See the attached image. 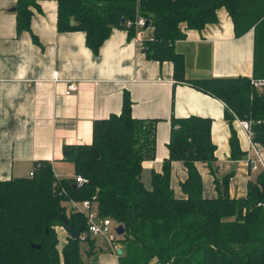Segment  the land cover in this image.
Wrapping results in <instances>:
<instances>
[{
	"label": "trees",
	"instance_id": "trees-1",
	"mask_svg": "<svg viewBox=\"0 0 264 264\" xmlns=\"http://www.w3.org/2000/svg\"><path fill=\"white\" fill-rule=\"evenodd\" d=\"M54 1L57 31L83 32L87 48L95 55L112 29H125V21L144 18V29H150L151 34L142 41V52L148 60L172 62L177 78L183 75L184 67L175 43L184 40L188 30L200 31L215 24L217 10L224 8L236 38L253 31L252 78L188 83L223 102L229 124L235 119L248 121L252 142L264 147V90L258 91L251 84V80H264V0ZM15 2L17 32H30L35 0ZM127 32L129 39L135 35L134 28ZM33 41L37 43L35 37ZM131 106L125 92L119 115L94 122L90 145L66 146L64 161L73 165V175L57 178L51 163L43 161L34 165L32 177L0 181V264H82L81 244H89L91 252L95 240L90 236L84 240L67 237L59 248L57 229L63 228L64 217L85 232L86 218L68 210L66 203L93 197L98 214L124 229L117 241L122 251L118 264H264V171L248 181L245 198H231L228 184L232 174L216 176L211 120L171 117L168 158L160 173L151 172L150 188H146L142 166L155 159L158 121L134 119ZM228 145L230 160L244 157L232 128ZM174 161L187 170L180 185L181 199L170 187ZM196 162L208 166L216 198L202 196ZM75 176L86 182L75 184Z\"/></svg>",
	"mask_w": 264,
	"mask_h": 264
},
{
	"label": "crops",
	"instance_id": "crops-1",
	"mask_svg": "<svg viewBox=\"0 0 264 264\" xmlns=\"http://www.w3.org/2000/svg\"><path fill=\"white\" fill-rule=\"evenodd\" d=\"M31 8L30 32L18 33L15 0H0V181L27 178L38 162H50L57 178L69 177L70 163L64 161L66 146L90 145L93 124L119 115L123 94L132 102L134 119L157 120L155 159L143 162L141 179L150 188V175L160 173L168 158L170 118L200 117L211 120V141L215 146L217 177L232 174L228 195L243 199L248 181L264 170V147L255 144L263 166L251 171L255 159L251 142L238 120H226V106L220 100L192 87L189 80L209 78H252L253 31L236 38L227 11L217 10V22L202 30H188L174 45L183 58V75L175 77L170 61L148 60L128 38L127 29L114 28L95 55L85 44L83 32L57 31V3L35 0ZM147 29L142 40L150 37ZM36 38L37 43L33 41ZM53 74L58 80H52ZM69 82L77 90L65 95ZM235 131L244 157L230 160L228 140ZM202 180V196L217 197L214 177L208 166L196 162ZM263 168V169H262ZM187 178L185 166L171 163L170 187L176 198H184L180 185ZM65 244L68 233L57 229ZM117 236V235H116ZM118 237V236H117ZM119 238V237H118ZM96 242L97 239L93 238ZM60 246V248L62 247ZM102 264H118L111 247ZM103 251V249H102ZM113 260H112V259Z\"/></svg>",
	"mask_w": 264,
	"mask_h": 264
},
{
	"label": "built area",
	"instance_id": "built-area-1",
	"mask_svg": "<svg viewBox=\"0 0 264 264\" xmlns=\"http://www.w3.org/2000/svg\"><path fill=\"white\" fill-rule=\"evenodd\" d=\"M146 22L144 18L139 17L135 21L127 20L124 22L125 29L134 28L135 35L132 37V41L135 45L139 47L140 50L143 49L141 43L142 39L141 36L145 31ZM58 75L53 74L52 80L56 82L58 80ZM252 86L258 90H264V80H251ZM77 90V84L75 82H69L66 87L65 95H70L74 91ZM238 124L240 128L245 131L247 134L248 139L251 142V146L253 148L255 159L251 161L249 164L251 171H256L259 169V166H263L260 154L256 151V147L251 140V132H250V123L248 121L238 120ZM263 169V168H262ZM264 171V170H263ZM33 176V171L30 172L29 177ZM75 184L82 185L86 181L81 176H75ZM95 198L93 197L91 200H83V201H76V200H69L67 204L68 210L73 213H79L86 218V231L81 233L80 240H84L87 236L92 238H103L107 240L109 246L113 249V241L109 236L112 234H116L115 228H112V219L108 217H101L98 214V210L95 204ZM117 237V236H116ZM115 253V249H113Z\"/></svg>",
	"mask_w": 264,
	"mask_h": 264
},
{
	"label": "rangeland",
	"instance_id": "rangeland-1",
	"mask_svg": "<svg viewBox=\"0 0 264 264\" xmlns=\"http://www.w3.org/2000/svg\"><path fill=\"white\" fill-rule=\"evenodd\" d=\"M70 166V169L71 171H65L67 172V174H72L74 173L73 171V165H69ZM119 224L117 222H115L114 220H112V228H116ZM111 239H114L113 241V247H120V245L118 244V237H116V234H112L111 236H109ZM120 238V237H119ZM60 242L63 243V240H61V238L59 239ZM98 242L94 241L93 242V249H91V252H90V249H89V244H86V243H82L81 244V259H82V264H102V262L99 260V257L100 256H106L108 259L110 258V256L112 255H108L110 254L109 252V244L107 243V240L106 239H103L101 238L100 239H97ZM60 246H62V244L59 245V248ZM103 249V251H102ZM87 252H90L92 253L90 256H87ZM112 259V258H111ZM113 260V259H112ZM110 262L111 264H114V261H108Z\"/></svg>",
	"mask_w": 264,
	"mask_h": 264
},
{
	"label": "water",
	"instance_id": "water-1",
	"mask_svg": "<svg viewBox=\"0 0 264 264\" xmlns=\"http://www.w3.org/2000/svg\"><path fill=\"white\" fill-rule=\"evenodd\" d=\"M16 6H14L10 12H15L16 11ZM67 155V150L66 148L63 150V156L66 157ZM62 217V216H61ZM62 222H63V228L64 230L68 233L69 235V238L72 239V240H80V236H81V233H82V228H79V229H75L74 226L70 223L67 222V219L62 217ZM115 232H116V235L118 237H121L123 234H124V229L122 226L118 225L116 228H115ZM31 248H35V249H40L41 246L40 245H31L30 246ZM116 254L118 256H120L122 254V251H121V248H117L116 249Z\"/></svg>",
	"mask_w": 264,
	"mask_h": 264
}]
</instances>
